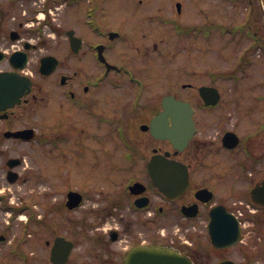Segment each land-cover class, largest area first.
Here are the masks:
<instances>
[{
  "label": "flooded vegetation",
  "instance_id": "flooded-vegetation-1",
  "mask_svg": "<svg viewBox=\"0 0 264 264\" xmlns=\"http://www.w3.org/2000/svg\"><path fill=\"white\" fill-rule=\"evenodd\" d=\"M120 1L128 5L124 12L159 32L130 40L122 26L102 25L111 0H0V73L29 82L17 102H0L6 107L0 110V184L16 176L17 186L10 191L18 200L11 202L18 206L12 240L19 241L28 264H50L57 237L62 254L71 246L65 264L147 263L143 253L159 248L190 264H264V0H209L211 8L203 12L221 11L226 42L235 43V72H207L203 83L182 82L163 92L151 88L140 70L159 68V74L175 77L178 65L163 43L184 44L196 22L180 21L182 0ZM210 24L205 19L204 26ZM15 53L20 60H11ZM46 57L57 61L51 59L53 68L42 73ZM259 63L251 76L249 67ZM202 86L216 89L207 93L216 104L201 99ZM19 87L18 81L0 83V93ZM178 101L184 106L172 105ZM190 118L193 136L184 130ZM251 118L252 132L244 128ZM170 132L190 136L182 150L160 137ZM99 139L111 144L103 151L120 154L103 164L100 181L57 189L40 173L50 153L61 166L82 155L86 169L98 165L92 143ZM14 149L31 154L36 177L33 166H24L23 153L10 155ZM54 191L60 198L51 202ZM8 233L0 226V244Z\"/></svg>",
  "mask_w": 264,
  "mask_h": 264
},
{
  "label": "rangeland",
  "instance_id": "rangeland-1",
  "mask_svg": "<svg viewBox=\"0 0 264 264\" xmlns=\"http://www.w3.org/2000/svg\"><path fill=\"white\" fill-rule=\"evenodd\" d=\"M113 5L110 7L111 11L106 15V17L101 16L100 23L104 26H108L109 28L116 30L112 28V26H115L116 24L122 26L124 28V32L126 36H129L128 39L130 40H137L139 39L140 35L142 33L147 32H159L157 28H154L152 24L148 21H141L139 19V15L130 14L124 12V9L128 6L125 4L124 1L120 0H111ZM184 4V8L186 11L184 14L180 15V21L183 23H189V22H198L202 23L205 22V19H208L211 24L215 23L218 24V22H222L223 18L220 17V12L216 10L215 13L211 14V12H208L205 14L203 10H207L211 8L209 5V0H182ZM215 7L217 8V4H215ZM203 12V13H202ZM57 18V17H56ZM210 24V25H211ZM210 30L207 27H203V31H207L206 33H202L200 35H191L190 40L184 42L187 45L176 43L172 46H168L167 43H163V48L167 49L164 52H167L170 50L168 56L172 54V56L175 58L171 61V63H174L178 65V72L175 77H168L165 75V72L162 71L160 74L158 73V69H147V70H140V77L145 79L148 83H150L151 88H153L156 92H163L165 89H174L175 85H179L180 83L184 81H193L197 78L196 71L199 72L198 74L203 75V78L206 79L204 76V73L209 72L212 74H216L223 71L229 72L232 70V63L234 61V55H235V43H227L225 36H222L219 34V32L216 29H213L214 27L210 26ZM166 32V39L168 38L169 42H174L172 37L169 35L168 31ZM161 36H158L155 38V40L159 41ZM189 42V43H188ZM175 43V42H174ZM182 45V46H177ZM150 45V43H148ZM130 57H134V51L132 49H129ZM160 52L155 57H158ZM125 57H128L127 55V49L125 53ZM189 64V66L187 65ZM128 66L127 64H124ZM231 65V66H230ZM228 66V67H227ZM261 67V63H259V66L256 67H249L250 75L253 76L254 74H257L259 68ZM194 71L193 74H190L188 71ZM178 77V79L176 78ZM251 77L249 76V79H244L243 83H247ZM199 81H203L202 78L199 79ZM178 91L179 90V86ZM224 89V88H223ZM182 93V91H181ZM258 116H263L261 111H259ZM252 118L250 119L248 124H245L246 131L249 130L250 132L253 131V125H252ZM95 145V152L96 156L92 157V160H95L98 162V165H94L91 169H86L84 158L85 156H77L76 158H70V160H74L72 162L68 161L66 165L61 166V160L53 153H50L49 158L43 161H40V163H43L40 173H46L50 176V182L49 184L51 186H56L57 189H59L62 184H73V186L77 185L79 188L84 189L86 186H91L96 180H101L103 176L106 174V166L105 162L113 163L119 159L120 154H118V151H114L110 149L109 152L103 151L104 145L107 147H110V143L100 140L94 141L92 145ZM27 150V147H26ZM23 153L24 156V166L28 167V169L33 166L34 173L36 172L35 169H37V166L33 164V157L29 152H26L23 149V152H19L18 150L14 149V152L10 155H17ZM89 154V153H88ZM4 161V160H3ZM81 165V167H80ZM22 168H19L21 170ZM110 170V169H109ZM122 174V173H121ZM36 176V174H34ZM110 185V181L107 183ZM36 185H47L45 184H37ZM21 186H25L23 184H20L18 188L22 191ZM16 185H10L2 180V183L0 184V190H3L5 194L9 193L10 191H15ZM90 188V187H87ZM19 190V191H20ZM59 191H57L55 194L51 195V201L55 198H60L59 194H57ZM10 202L11 200L18 201L16 199V195L13 193L8 194ZM57 201V199H56ZM9 212H2L0 211V226L4 224V222L8 219ZM5 225V224H4ZM13 233V232H11ZM10 233V234H11ZM43 241L45 238H48V236H43ZM9 241H11L9 239ZM13 243V242H12ZM13 246L12 244L5 243L3 245L4 250ZM16 261H13L11 258H9L6 254L3 256H0V264H16ZM34 264H46L42 262L36 261Z\"/></svg>",
  "mask_w": 264,
  "mask_h": 264
},
{
  "label": "water",
  "instance_id": "water-1",
  "mask_svg": "<svg viewBox=\"0 0 264 264\" xmlns=\"http://www.w3.org/2000/svg\"><path fill=\"white\" fill-rule=\"evenodd\" d=\"M42 67L44 68L43 62H42ZM3 81H5L4 77H3ZM19 95H20L19 93L13 94L14 100H17V96H19ZM154 253H156V252H154ZM148 254H151V252H149ZM60 258L61 257L59 256V243L56 242L55 247L52 251L51 261L55 264H62V262L64 260L62 261ZM155 260H157L156 264H160V263H162V264H186V263H184V261L181 258L174 259L173 255L168 254V252L165 250L157 252V258Z\"/></svg>",
  "mask_w": 264,
  "mask_h": 264
}]
</instances>
